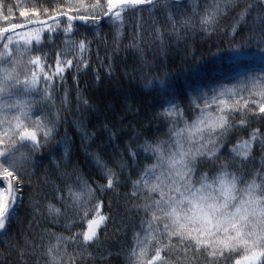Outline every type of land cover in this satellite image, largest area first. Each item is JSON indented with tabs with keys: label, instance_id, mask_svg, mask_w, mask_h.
<instances>
[{
	"label": "snow or ice",
	"instance_id": "6c2138e0",
	"mask_svg": "<svg viewBox=\"0 0 264 264\" xmlns=\"http://www.w3.org/2000/svg\"><path fill=\"white\" fill-rule=\"evenodd\" d=\"M46 4L29 8L0 0V264L13 254L29 256L32 264H87L99 232L117 217L125 236L132 232L131 247L121 249L126 264H264V157L256 171L248 166L256 141L264 145V133L252 129L247 138L230 143L233 133L253 122L264 127V0ZM145 8L157 17L150 35L161 46L187 39L189 33L216 31L231 16L227 73L209 81L188 80L179 89L166 83V75L155 78L166 93L159 102L165 138L146 136L135 147L136 140H129L112 156L103 150L90 153L99 180L106 183L82 177L68 149L52 176L45 173L34 185L37 161L59 135V113L51 110L57 90L64 89L67 106V71L75 67L78 84L81 68L91 67L85 52L90 55L95 37L89 40L78 29L107 28L119 40L129 13L140 12L143 19ZM134 31L138 35L130 47L134 55H143V26ZM61 32L53 61L44 50L46 41L56 43ZM203 59L194 58L191 68L196 70ZM185 101L187 107H181ZM76 102L81 103L79 95ZM83 103L88 107L87 100ZM142 161L151 163L140 167ZM110 192L116 199L107 201L105 212L104 197ZM21 209L32 217L26 230L16 227L23 223Z\"/></svg>",
	"mask_w": 264,
	"mask_h": 264
},
{
	"label": "trees",
	"instance_id": "16d2710c",
	"mask_svg": "<svg viewBox=\"0 0 264 264\" xmlns=\"http://www.w3.org/2000/svg\"><path fill=\"white\" fill-rule=\"evenodd\" d=\"M5 2L29 8L38 4L47 6L46 0H5ZM50 2L54 6L57 0H50ZM67 2L68 0H64L65 6ZM92 2L94 0H85L87 4ZM183 3L189 4L190 0H184ZM16 15L18 16V11ZM140 17V12L135 15L129 13L126 18V30L119 40H114V36L108 33L107 28L94 30L92 33H85L84 27L78 29L80 35L87 34L89 40L95 37L96 42L91 44L90 55L85 52V56L91 61V67L81 68L78 84L74 79L77 77L75 67L67 71L65 80V88L69 93L67 106L64 104V89L57 90V99L51 110L54 114L59 113L61 120L58 127L59 135L44 149V153L48 155L42 161H37L33 176L34 185L37 179H44L45 173L52 176L57 161L65 157L68 149L71 150L72 161L79 167L82 177L90 182L106 183V180H99V173L89 159L90 153L103 150L108 156H112L114 153L121 152L129 140H136V144L133 145L135 147L142 143L146 136L165 138L163 134L167 131V125L159 118L161 112L159 102L162 98H166V93L155 78L166 75V83L179 89L188 80L209 81L227 73L230 67L227 49L228 41L231 39V16L222 19L216 31L189 33L187 39L183 37L179 41L173 39L171 43L166 42L163 46L158 40L153 41L150 35L153 31L152 22L157 17L150 16L147 8L143 10V19ZM43 18L41 16V19ZM17 22L23 21L18 20ZM79 23L77 21V24ZM138 24L143 26L144 43L140 45L143 55L139 52L134 55L135 49L130 47L134 36L138 35L134 31ZM225 29L228 30V35L224 34ZM237 39L239 40L240 37ZM62 40L63 33L61 32L56 43L46 41L47 47L44 50L50 52L53 61L55 51ZM117 47L118 53L113 57V52ZM110 57L114 62L108 59ZM201 57L204 59L197 69L193 70L191 65L194 58L200 60ZM109 63H111V71H109ZM78 95L81 100L79 105L76 102ZM84 100L88 101V107H85ZM181 107H187V101ZM189 113L190 109L186 115ZM85 129L87 136H85ZM252 129H259L261 133H264V127H261L260 123L253 122L251 127L245 128L244 131L233 133L230 143L235 144L237 138H247ZM137 133L139 134L138 140L136 139ZM88 144L91 148L86 151L85 146ZM262 157H264V145L258 139L254 144L252 159L248 162L252 171L261 167ZM253 161L255 162L254 167ZM144 163H151V161H142L140 167H143ZM124 174L128 175L127 168ZM54 186L55 181L53 180ZM127 190L122 189V191ZM29 191L25 189L26 194ZM110 198L115 201L114 192L104 197L105 212L108 211L107 201ZM25 206H27V201H25ZM20 219L23 223L16 227L28 229L32 217L21 209ZM135 222L139 224L138 217ZM42 227H51V224L44 223ZM55 230L61 231V226L56 225ZM78 230V228L71 229L72 232ZM125 232L126 228L119 222V217L116 221L109 222L107 229L99 232V240L90 249L93 255L87 259V264H126V256L121 249L131 247L132 232L128 231L127 236ZM26 234L27 232H23L22 237ZM20 259L28 260L32 264L29 256L20 257L18 254L7 258V264Z\"/></svg>",
	"mask_w": 264,
	"mask_h": 264
},
{
	"label": "water",
	"instance_id": "95a60500",
	"mask_svg": "<svg viewBox=\"0 0 264 264\" xmlns=\"http://www.w3.org/2000/svg\"><path fill=\"white\" fill-rule=\"evenodd\" d=\"M184 1V0H183Z\"/></svg>",
	"mask_w": 264,
	"mask_h": 264
}]
</instances>
